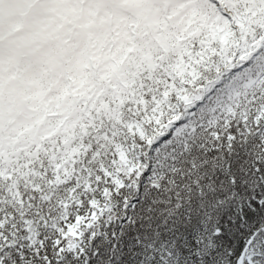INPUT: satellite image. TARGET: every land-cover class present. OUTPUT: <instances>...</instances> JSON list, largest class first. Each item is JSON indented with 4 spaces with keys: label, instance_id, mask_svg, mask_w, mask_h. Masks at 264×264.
I'll use <instances>...</instances> for the list:
<instances>
[{
    "label": "snow or ice",
    "instance_id": "snow-or-ice-1",
    "mask_svg": "<svg viewBox=\"0 0 264 264\" xmlns=\"http://www.w3.org/2000/svg\"><path fill=\"white\" fill-rule=\"evenodd\" d=\"M0 264H264V0H0Z\"/></svg>",
    "mask_w": 264,
    "mask_h": 264
}]
</instances>
